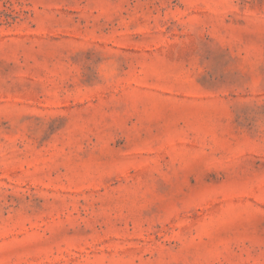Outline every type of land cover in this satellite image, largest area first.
I'll return each mask as SVG.
<instances>
[{"label":"rangeland","instance_id":"obj_1","mask_svg":"<svg viewBox=\"0 0 264 264\" xmlns=\"http://www.w3.org/2000/svg\"><path fill=\"white\" fill-rule=\"evenodd\" d=\"M0 264H264V0H0Z\"/></svg>","mask_w":264,"mask_h":264}]
</instances>
